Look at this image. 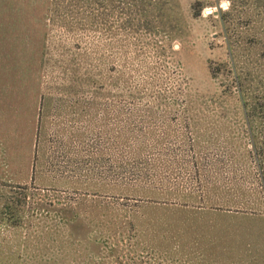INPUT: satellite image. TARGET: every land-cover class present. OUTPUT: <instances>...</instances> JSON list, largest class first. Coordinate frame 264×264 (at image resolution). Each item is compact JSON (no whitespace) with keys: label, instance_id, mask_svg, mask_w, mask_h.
Masks as SVG:
<instances>
[{"label":"rangeland","instance_id":"1","mask_svg":"<svg viewBox=\"0 0 264 264\" xmlns=\"http://www.w3.org/2000/svg\"><path fill=\"white\" fill-rule=\"evenodd\" d=\"M253 95L264 0H0V264H264Z\"/></svg>","mask_w":264,"mask_h":264},{"label":"trees","instance_id":"2","mask_svg":"<svg viewBox=\"0 0 264 264\" xmlns=\"http://www.w3.org/2000/svg\"><path fill=\"white\" fill-rule=\"evenodd\" d=\"M210 67L215 75V70L212 65H210ZM234 83L236 84L237 90L239 89L243 92L240 74L234 75ZM257 100V96L253 95L250 104H242L241 114L246 121V134L251 146L248 158L253 165V173H255L257 180H259V186H254L253 189H246V187L242 185L236 186L235 184L232 187V198L227 191H225L226 193L220 192L219 196L223 199L222 203H216L218 205H216L215 208L209 205H201L204 208L200 209L199 212L203 210H214L218 211L220 214L230 213V215H232V213H235L264 217V119L255 120V117L259 116L257 111ZM261 109L264 111V107H261ZM209 193H211V190L208 189L205 195L208 197ZM28 197H30V195L27 192L12 191L10 196L2 198L0 202L1 213L16 211V213L13 212V216L15 215L14 217H19L21 219L22 214L27 210ZM176 207L174 208L175 210H181L180 205ZM182 210H184L183 207ZM20 223L21 221L16 222V224Z\"/></svg>","mask_w":264,"mask_h":264},{"label":"clouds","instance_id":"3","mask_svg":"<svg viewBox=\"0 0 264 264\" xmlns=\"http://www.w3.org/2000/svg\"><path fill=\"white\" fill-rule=\"evenodd\" d=\"M225 7H226V5H225Z\"/></svg>","mask_w":264,"mask_h":264}]
</instances>
